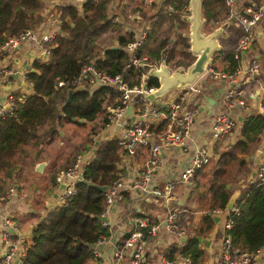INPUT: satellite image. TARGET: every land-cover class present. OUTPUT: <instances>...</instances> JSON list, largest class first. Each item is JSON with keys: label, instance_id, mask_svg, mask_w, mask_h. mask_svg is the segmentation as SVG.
Instances as JSON below:
<instances>
[{"label": "trees", "instance_id": "obj_1", "mask_svg": "<svg viewBox=\"0 0 264 264\" xmlns=\"http://www.w3.org/2000/svg\"><path fill=\"white\" fill-rule=\"evenodd\" d=\"M12 2L19 5L16 11ZM188 2L164 0L163 3L171 6L172 11H158L157 20L152 23L140 46V53L147 56V64L165 58L172 70L186 69L195 59L189 50V36L178 33L174 28L175 24L184 21L179 10ZM107 4L108 0H87L83 3L82 11L75 4L58 6L57 11L63 21L61 30L52 41L48 58L45 61L36 59L33 62L34 70L28 74L34 92L20 103L17 113L0 115V192H7L16 179L24 176V161L31 157L32 151L39 155L46 144L56 141L58 137L60 142L65 139V133L61 132L65 121H77L79 118L93 121L98 116L108 121L105 103L119 98V91L109 85H97L91 89L85 82L84 87H78L76 82L85 65L92 63L99 71L110 74L123 73L130 85L141 83L147 64H130V56L123 46L133 38V33H123L120 25L108 17ZM41 6L40 0H0V46L11 36L28 29L32 24L30 12ZM224 9V0H201V14L206 22L219 19ZM165 21L167 24L163 29L161 27ZM110 30L118 32V43L102 47L100 36ZM172 33L175 34L173 41L170 40ZM217 53H222L227 63L223 71L232 73L237 65L233 50H218L215 55ZM59 79H63L65 84L58 86ZM158 84L157 77L146 76L147 87H157ZM69 90L73 91V95L66 102ZM263 128L264 115L250 116L242 128L243 138L232 144L231 150L221 153L212 164V175L203 192L208 197V213L195 235L188 237L181 245H171L166 249L168 260H174L178 252L188 256L192 264L204 263L205 251L200 246L197 234L211 228L208 217L214 208L226 207L230 196L225 189L226 177L231 174L235 164L243 163L240 154L251 151L255 141L252 134H257ZM90 146L86 143L82 148L76 144V149L69 151L64 162L55 166L57 170L52 177L53 185L57 183L60 170L90 150ZM125 151L119 139H105L97 146L91 159L86 161L78 192L66 203L49 209L33 226L23 264H89L93 257L92 243L101 235L111 234L110 226L104 225L101 219L107 209V196L100 186L108 185L119 177L118 163ZM51 157L59 161V155L52 154ZM250 186V190L236 201L239 212L234 215L230 212L233 223L228 232L233 245L241 252H255L264 245V184L252 182ZM124 196L129 198L127 192ZM141 229L145 232V228ZM145 236L148 238L150 235L145 232Z\"/></svg>", "mask_w": 264, "mask_h": 264}, {"label": "crops", "instance_id": "obj_2", "mask_svg": "<svg viewBox=\"0 0 264 264\" xmlns=\"http://www.w3.org/2000/svg\"><path fill=\"white\" fill-rule=\"evenodd\" d=\"M40 1L42 2V6L30 12L32 17V26L39 25L40 27V25H42L43 29L53 31L59 25L57 22L58 18L55 15L57 7L59 5H66L68 0ZM251 1L259 2L260 0H239L236 6L240 8L244 3ZM111 2H113V0H108V6ZM146 2L147 0H145V3L142 4V1L140 0L137 5L144 6ZM163 2L164 0H153V2H151L148 6V10H150V6H153V3H155L154 12L148 16L144 14L143 9L139 16H133L132 20L134 23H132L131 21H126L124 17L127 7L132 10L135 9V7H131L132 1L130 4L128 1L122 10L120 8L114 9V14H116L119 18L115 22L120 25L123 33L126 32L127 34H130L129 32H133L134 27L143 25L144 22H147L153 17H156V19L153 20L152 23L155 22L158 18V11H162L161 13L167 10L172 11V7L166 5ZM145 6L143 8H145ZM168 6L169 9H166ZM12 7L13 10L16 11L19 8V5L17 2H12ZM108 8L109 7H107V14H109ZM124 8H126V11H123ZM80 10H82V7ZM118 10L121 11L118 12ZM224 11L226 13V7ZM225 13L222 12V15L219 17V19L210 20L209 22H206L203 18L204 23L206 22V25L203 23V26L205 25L209 28L208 33L212 32V30H219L217 41L220 44V48L216 51H225L228 49L233 50L240 33V28L238 25H236L231 19H227ZM141 20L143 21L142 24H140ZM233 24L236 25L235 31L232 27ZM180 25L181 23L175 24L174 26L178 33L181 32L179 28ZM189 26H191V23ZM106 32H111L112 34L113 41L111 44H117L118 32L115 30ZM182 34L184 35L186 33L182 32ZM257 34L258 35L252 41L250 48H248V50L244 53V55L247 57H256L260 62L257 80L254 82L247 81L240 75H233L230 80L211 78L204 72L197 79L201 87L200 92L196 94L194 93L187 100V105L189 107L194 108L193 104L197 107V112L194 117L192 137H195L199 144H205L207 146L211 154L210 161L212 163L218 159L221 153L231 150L232 144L243 138L242 128L245 120H248L250 116L260 114L264 115V111L261 113L262 111L259 110V104H264V90H258L260 84L264 83V21H262ZM173 39L170 38L171 41H173ZM216 51L213 53L211 62L208 64V66H212L218 70H223L226 68L227 63L222 57V53H217L215 55ZM47 58L48 55L44 52H41L37 43L34 41L23 42L19 47L9 51L7 55L4 56L3 61L6 62L8 66L13 68L15 73L6 77L3 81V84L0 85V102L3 101L10 92L15 93L18 97H26L28 94H32L34 92V88L28 74L30 71L34 70L33 62L36 59L45 61ZM26 67H28V70ZM16 74H18L17 77L15 76ZM143 80H146L145 76ZM8 83L11 84V87L6 89L5 85ZM232 85H234L237 90H241L242 98L244 99L245 103L244 105H236L231 109V112L235 118L232 133L212 141L208 136H204L201 133H204L205 127L212 118L213 114L223 109V94H225L226 90ZM96 86L97 85L90 87L93 89ZM180 90L181 87H177L170 89L164 94L155 96L153 100H149L146 97L143 99L139 98V100L149 102L153 105L160 102L165 104L166 101H169L171 98L176 96ZM211 98L215 100L213 104L209 102V99ZM139 100L131 103L133 105L132 110L135 109L137 105L140 107ZM130 118L133 119V115H131ZM105 125L106 130L104 131L103 140L97 139L95 141L96 145L92 146L90 150L85 152L88 157L85 158V160L91 159L97 146L101 145L105 139H117L120 137L123 127L111 126L108 124V121L105 123ZM156 129L157 127L155 130ZM252 136L254 137L255 141L252 144L251 151L240 154L244 160L243 163L235 164L231 169V174L226 177L225 189L229 192V199L231 196H234L232 206L237 205V199L243 197L250 190L251 183L255 182L256 165L260 156V152L264 147V128L257 134H252ZM50 144L51 143L48 145ZM186 144L188 145V149L186 151L181 150L179 146L165 148L163 150L161 163L155 168L153 172V182L160 187H163L165 183L173 179L176 180L174 182L172 192L173 199L167 204L165 201H163V199L156 198L150 194L142 195L136 190L125 191V194L126 192L128 193L129 198L126 196H124L123 199L117 198L116 202H114L115 204L111 205L109 210L106 212L105 216L106 220L108 221V225L110 226L111 234L109 235L106 243L100 245V260L94 261L91 258L89 264L112 263L115 243L124 238L126 233L133 228V216L145 217L151 223L161 222V224H163L153 235H150L147 238L145 243V255L148 261L147 264H185L182 261L181 254L178 252L176 254V258L172 260V263H168V259L165 256V251L171 245H181L188 237L196 234L197 228L200 224H202L203 217L208 213V197H205L203 192L207 188L209 179L212 175V170H210V165H208L210 163L209 162L195 171L192 182L182 181L179 179L178 173L189 163L192 155L194 143L191 137L186 140ZM44 148L45 146L42 148L43 150L39 155H36L34 153L35 151L31 152V157L26 158L27 166H25L26 161H24V176L16 179V183L14 184L17 187L16 196L14 198L11 197L6 201L0 200V261L2 260L8 245V241L3 237V232L5 231L6 226L9 224L6 223V219L10 220V222H18L16 229L9 228L11 232L9 238L12 240H20L21 242L27 244L31 242L32 228L39 221L40 217L45 216L49 209L60 204V188L58 183L53 185L52 177L54 174H56L55 171L57 169L55 166H60V164L64 162L66 158L64 154L66 152L64 154L56 153L59 155V161L56 162L54 160L55 158L52 159L51 156L44 157L42 155V153H44ZM258 152L259 155L256 154ZM147 155L148 148L143 146L138 147L134 154H127L125 151L118 163V167L120 169L119 175L125 173L127 178L132 180L137 175ZM41 162L45 163L44 167H42L41 171H37V165H39ZM36 172H40L44 175L38 181L35 175ZM25 174L29 176L30 180L26 179ZM59 174H57V182ZM32 182H34V184ZM229 199L225 208L216 207L210 213V217L208 218L212 225L211 228L206 232L197 234V236L200 237L198 238L200 241V246L205 251L203 264H219L222 240L225 233L224 223L231 209L228 208ZM168 208L181 209L179 225L181 230L184 231V235L182 236L185 238L183 241L181 240V235L174 234L167 229L166 225H164ZM262 250L264 251V248L261 249V251ZM259 262L264 264V254L260 256ZM122 264H132L130 257L127 256L123 260Z\"/></svg>", "mask_w": 264, "mask_h": 264}, {"label": "built area", "instance_id": "obj_3", "mask_svg": "<svg viewBox=\"0 0 264 264\" xmlns=\"http://www.w3.org/2000/svg\"><path fill=\"white\" fill-rule=\"evenodd\" d=\"M87 0H75L76 3L82 5ZM239 0H224L226 7V18L231 19L240 28V33L236 44L233 47V56L237 59V65L232 73L219 71L212 66L205 67L203 73L211 78L231 79L233 75H240L247 81L257 80L260 69V62L256 57H247L245 51L250 48L252 41L257 37L259 27L264 21V0L259 2L244 3L238 8L236 5ZM128 0H113L111 7L117 9L122 8ZM109 18L114 21L118 20L116 14L109 15ZM156 17L149 19L145 24L141 25L135 31L131 40L125 45L124 49L130 56V64L134 66L146 65L147 56L140 53V46L146 37L151 23ZM58 31L43 29L42 25L30 26L28 29L21 31L19 34L11 36L4 44L0 46V85L9 75L15 73L13 68L8 66L3 61L4 56L16 47H19L23 42L34 41L37 43L41 52L50 53L53 47L52 41ZM129 65V64H128ZM92 78L96 81L94 85H109L119 91V98L115 99L108 109V124L111 126L123 127L119 139L120 146L126 150L127 154H134L138 147H147L148 155L143 161L137 175L129 180L125 173L110 184H106V200L107 209L116 202L115 198L123 199L125 191L136 190L142 195L150 194L156 198H161L167 204L173 199V186L175 179L164 184L163 187L156 185L153 182V172L159 166L162 159L163 150L168 147L179 146L183 151L188 149L186 140L191 137L194 147L189 163L178 173L179 179L182 181L192 182L195 171L210 162V151L204 144H199L196 138L192 137L194 128V117L197 112V107L194 108L187 105V100L194 93L200 92V85L197 80L181 86L179 93L166 101L158 104H151L146 101H140L139 98L146 97L147 94L154 92L156 86L147 87L145 80L140 84L130 85L124 78L123 73L110 74L104 71H99L94 64H89L83 67L80 76L77 79L78 87H84V80ZM198 79V78H197ZM58 86L65 84L63 79L58 80ZM259 91L264 90V83L260 84ZM134 95V97H133ZM25 96L18 97L15 93L10 92L0 102V115L4 116L8 112H16L20 103L25 100ZM140 101V107L132 110L131 114H126L132 102ZM223 109L213 114L205 127L204 136H208L212 141L232 133L234 126V116L231 109L236 105H244L241 90H237L234 85L230 86L226 93L223 94ZM133 106V105H132ZM259 110L264 111V104H259ZM133 115V119L130 116ZM161 123L159 126L158 124ZM157 129L155 130L156 126ZM212 143V142H210ZM85 158L87 155L81 154L77 157L74 164L67 170L60 172L58 176V186L60 204L66 203L75 193L78 192V184L83 179V172L86 166ZM256 184H264V147L260 152L258 162L255 169ZM63 185V186H62ZM17 192L16 185H12L7 192L0 194V200L10 199ZM239 212V207L233 205L230 212ZM229 215L224 223V237L222 240L219 264H263L259 262V258L264 251V245L258 248L255 252H241L232 243V236L228 229L232 226L233 215ZM181 209L168 208L164 225L167 229L176 235H184L179 225ZM106 217V216H105ZM133 228L128 231V235L117 241L113 251V261L111 264H122L123 260L128 256L132 264H147L145 255V243L148 235H153L160 226L161 222L151 223L145 217L133 216ZM5 231L3 237L8 241L5 254L0 261V264H23L26 255V244L20 240L10 239V229H16L17 221L10 222L6 219ZM104 225H108L106 219L102 220ZM145 228V232L141 228ZM126 233V234H127ZM109 236L101 235L99 239L92 243L91 249L93 252L92 259L100 260V245L106 243ZM95 244V245H93ZM182 261L185 264H192L188 256H182ZM172 263L171 260L167 261Z\"/></svg>", "mask_w": 264, "mask_h": 264}, {"label": "rangeland", "instance_id": "obj_4", "mask_svg": "<svg viewBox=\"0 0 264 264\" xmlns=\"http://www.w3.org/2000/svg\"><path fill=\"white\" fill-rule=\"evenodd\" d=\"M129 1V4H130V2L132 1V3H131V7H135V9H130V8H128L127 6V11H126V8H124L123 9V11H126V13L124 14V17H125V20L126 21H131L132 23H134L133 22V20H132V18H133V16L134 15H140V13H141V11H143V9H144V14L145 15H151L153 12H154V9H155V3H153L154 5L153 6H150V10H148V6L150 5V3L151 2H153V0H147V2H146V6H145V8H143L144 6H139V5H137L138 3H139V1L140 0H128ZM142 1V4L143 3H145V0H141ZM189 2L188 3H186L185 5H184V7L182 8V9H180L179 11L182 13V19L184 20V22L183 23H181V25H180V31L181 32H184V33H186L188 36H189V33H190V26H189V24H190V21H188L187 20V17L191 14V11H190V8H191V5H190V0H188ZM75 4L78 8H81V7H83V4L82 5H80V4H78V3H76L75 2V0H68L67 1V4ZM112 3V2H111ZM111 3L109 4V6H108V4H107V7H109L108 9H109V11H108V15H113L114 13H115V11H114V9L115 8H113V7H111L110 8V5H111ZM128 3V2H127ZM126 3V4H127ZM66 4V5H67ZM125 4V5H126ZM129 4H128V6H129ZM141 4V5H142ZM124 5V6H125ZM58 8V7H57ZM123 8V7H122ZM122 8H120L121 10H122ZM118 9V8H117ZM121 10H118V12H120ZM82 11V10H81ZM223 13H225V11H223ZM56 16H57V18H58V20H57V22L59 23V25H58V27H56V30L59 32L60 30H61V26H62V24H63V21H62V19H61V17H60V12H58L57 10H56V14H55ZM147 16V17H148ZM119 19V18H118ZM142 20H144V19H142ZM141 20V22H140V24H142V21ZM32 22V21H31ZM146 22H144L143 24H145ZM166 24H167V21H165L164 23H163V25H162V27L161 28H163V29H165V27H166ZM205 25H206V22L204 23ZM32 25V24H31ZM203 26V32L206 34V35H208L209 33V28L208 27H206V26ZM140 26L141 25H138L137 27H134L133 28V36H134V34H135V31L138 29V28H140ZM232 27H233V30L235 31V29H236V25L235 24H233L232 25ZM214 30H212V32H213ZM212 32H210V33H212ZM107 33V34H106ZM172 35V39L173 38H175V34L174 33H172L171 34ZM112 41H113V38H112V34H111V32H105V33H103L101 36H100V44H102V47H107V46H109L111 43H112ZM127 43V42H126ZM190 43V42H189ZM124 47V46H123ZM220 48V47H219ZM193 55V54H192ZM193 57H194V55H193ZM166 60H165V58H162L160 61H158V62H156V63H153V64H147L146 66H145V69H146V71H145V73H144V75H142L141 76V80L140 81H142L143 79H144V76L146 77L149 73H150V68H152L153 66H156V67H161V65L163 66V62H164V64L167 66V63L165 62ZM210 63V62H209ZM208 63V64H209ZM91 64V63H90ZM208 64L206 65V67L208 66ZM89 65V64H88ZM86 66V65H85ZM139 66H141V65H139ZM168 67V66H167ZM209 67V66H208ZM26 69L28 70V67H26ZM179 69H183V68H178V69H175V70H179ZM170 70L171 71H175V70H172L171 68H170ZM184 70V69H183ZM218 70V69H217ZM219 71H223V70H219ZM84 82L85 83H87L88 85H94L95 84V82L96 81H93V79L92 78H90V79H88V80H84ZM77 83V82H76ZM158 83H159V81H158ZM178 87H181V86H178ZM177 88V87H176ZM168 92V91H167ZM133 97H134V95H133ZM114 101V100H113ZM113 101H110L109 103L108 102H106L105 103V107L107 108V111H108V109H109V107H108V105L110 106L111 105V103H113ZM74 118V117H73ZM84 119L83 118H79V120H77V121H65V123L62 125V129H61V132H62V134L63 133H65V139L62 141V142H60V138L58 137L57 138V140L56 141H54V142H52L50 145H45V148H44V153H42V155L44 156V157H50L52 154H56V153H59V154H64L65 152V154H64V156H67L68 155V151H71L72 149H76V147H75V145L77 144V145H81L82 146V148H83V146L86 144V143H88V144H90L91 146L90 147H88V148H90L91 149V147L92 146H95L96 145V143H95V141L97 140V139H100V140H103V138H104V131L106 130V125H105V123H107L106 121H103L102 120V117L101 116H99L97 119H95V120H84V122H82ZM78 121H80V122H78ZM82 122V123H81ZM105 125V126H104ZM231 134V133H230ZM75 147V148H74ZM87 148V146L84 148V149H86ZM48 153H50V154H48ZM84 154V153H83ZM86 154V153H85ZM63 156V157H64ZM25 161H26V165L25 166H27V160L25 159ZM61 161V160H60ZM75 162V160L73 161V163ZM73 163H71L67 168H63V169H61L60 170V172L61 171H63V170H68L72 165H73ZM212 162L210 161V163L208 164V165H210L209 167H210V170H211V166H212ZM208 165H207V167H208ZM59 172V173H60ZM51 173V172H50ZM58 173V174H59ZM35 175H36V177H37V181L38 180H40L44 175L42 174V173H40V172H36L35 173ZM25 177H26V179L27 180H30V178H29V176L27 175V174H25ZM42 182V181H41ZM33 184H34V182H32ZM27 185V184H26ZM10 188V187H9ZM8 188V189H9ZM2 192H0V194H1ZM16 196V194L12 197V198H14ZM6 200H8V199H5L4 201H6Z\"/></svg>", "mask_w": 264, "mask_h": 264}, {"label": "water", "instance_id": "obj_5", "mask_svg": "<svg viewBox=\"0 0 264 264\" xmlns=\"http://www.w3.org/2000/svg\"><path fill=\"white\" fill-rule=\"evenodd\" d=\"M190 11L191 14L187 17V20L190 21V51L195 55V59L186 69H179L175 71H171L169 67H167L164 62L163 66L156 67L153 66L150 68V75L157 77L159 84L154 92H151L146 95V98L149 100H153L155 96L161 95L169 91L170 89L176 88L178 86L188 85L195 80L203 73L206 65L211 62V58L213 53L219 49V42L217 41V36L219 35V30H214L212 33L206 35L202 26L204 23V19L201 14V0H190ZM213 23V21H212ZM16 77L18 74L15 75ZM11 84L8 83L5 85L6 89H9ZM73 91L69 90V96L67 102L72 99ZM209 102L213 104L215 100L213 98L209 99ZM132 110V104H130L127 115L130 114ZM259 155V152L256 153ZM44 162L39 163L37 165V171H41L42 167H44ZM63 186V185H62ZM103 191L106 190V185L100 186ZM234 200V196H231L228 202V208H231ZM101 219H106L105 216H101ZM184 236L181 237V240H184ZM197 238H200L197 236ZM203 240V239H202ZM95 245V244H93Z\"/></svg>", "mask_w": 264, "mask_h": 264}]
</instances>
